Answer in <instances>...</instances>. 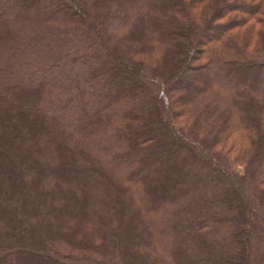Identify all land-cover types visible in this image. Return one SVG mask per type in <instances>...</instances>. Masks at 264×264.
<instances>
[{"label":"trees","instance_id":"16d2710c","mask_svg":"<svg viewBox=\"0 0 264 264\" xmlns=\"http://www.w3.org/2000/svg\"><path fill=\"white\" fill-rule=\"evenodd\" d=\"M0 264H264V0H0Z\"/></svg>","mask_w":264,"mask_h":264}]
</instances>
